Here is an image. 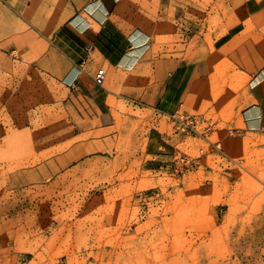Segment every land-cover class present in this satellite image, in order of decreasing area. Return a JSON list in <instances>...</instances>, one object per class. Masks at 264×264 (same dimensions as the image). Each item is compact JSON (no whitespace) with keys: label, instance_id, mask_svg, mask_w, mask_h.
<instances>
[{"label":"rangeland","instance_id":"obj_1","mask_svg":"<svg viewBox=\"0 0 264 264\" xmlns=\"http://www.w3.org/2000/svg\"><path fill=\"white\" fill-rule=\"evenodd\" d=\"M209 3L188 0L187 24L218 23ZM19 4L0 0V264H264V134L228 124L242 126L236 110L247 86L236 66L214 65L209 97L200 108L181 107L204 113L210 129L205 122L197 133L176 129L155 109L160 102L147 94L160 64L146 63L140 72L149 80L140 85L130 86V73L104 83L142 103L111 96L112 125L75 136L64 88L41 63L52 48L44 30L64 18ZM176 4L167 17L150 18L152 56L177 52ZM210 51L186 48L187 79ZM158 130L169 138L168 156L147 170Z\"/></svg>","mask_w":264,"mask_h":264},{"label":"crops","instance_id":"obj_2","mask_svg":"<svg viewBox=\"0 0 264 264\" xmlns=\"http://www.w3.org/2000/svg\"><path fill=\"white\" fill-rule=\"evenodd\" d=\"M19 1V6L25 10L40 11L35 15L64 18L56 27L44 30L53 34L52 48L41 63L64 88L63 104L75 136L94 130L103 132L112 125L111 96L142 103L139 98L143 96L113 92L106 85H97L94 75L98 68H106L108 84L116 83L117 75L120 78V74L130 73V86H136L149 80L140 72L146 63H153L155 67L160 64L156 83L149 89L147 97L160 102L155 109L171 114L178 110L188 112L181 110L183 105L200 108L209 97L204 86L211 77L213 66L222 62L235 65L247 86L246 92L238 97L242 107L236 110L242 126H236L234 120L228 124L242 133L264 134V0H209L208 8L216 6L221 18L216 24H202L196 20L187 24L188 0H177L175 25L178 39L174 43L177 52L169 57L152 56L155 43L152 30L157 22L150 18L167 17L171 0ZM143 1L149 2V8L143 7ZM208 34L211 40L206 39ZM166 35L163 30L162 36ZM187 47L211 50L195 59L194 72L188 79ZM116 85L126 87V80ZM199 114L204 118L203 122H211L204 113ZM213 123L217 125L218 120ZM158 133L156 137L150 134L148 153L155 156L147 160V170L161 169L163 157L168 156L165 141L169 142V138L166 139L167 135L159 130ZM91 257L90 262L95 260L94 256Z\"/></svg>","mask_w":264,"mask_h":264},{"label":"built area","instance_id":"obj_3","mask_svg":"<svg viewBox=\"0 0 264 264\" xmlns=\"http://www.w3.org/2000/svg\"><path fill=\"white\" fill-rule=\"evenodd\" d=\"M107 77V71L105 67H100L97 69L95 75H94V81L99 86H104L105 80ZM172 120L174 121V125L176 129L180 130H188L189 132H201L199 130L200 125L203 123L204 118L199 113H191L187 111H176L170 114ZM207 128H211L212 124H207ZM179 131V130H178ZM203 132V131H202ZM215 145L219 148H221L220 142H213ZM175 161L179 160L178 151H175ZM186 157L182 156V160H184ZM197 157H187V162H189L191 159H194ZM178 162V161H177Z\"/></svg>","mask_w":264,"mask_h":264}]
</instances>
